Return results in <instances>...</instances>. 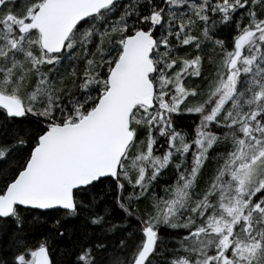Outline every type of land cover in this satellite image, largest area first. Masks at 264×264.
Segmentation results:
<instances>
[{
    "label": "snow or ice",
    "instance_id": "obj_1",
    "mask_svg": "<svg viewBox=\"0 0 264 264\" xmlns=\"http://www.w3.org/2000/svg\"><path fill=\"white\" fill-rule=\"evenodd\" d=\"M0 264H264V0H0Z\"/></svg>",
    "mask_w": 264,
    "mask_h": 264
},
{
    "label": "trees",
    "instance_id": "obj_2",
    "mask_svg": "<svg viewBox=\"0 0 264 264\" xmlns=\"http://www.w3.org/2000/svg\"><path fill=\"white\" fill-rule=\"evenodd\" d=\"M190 119H194V117L185 119L184 123L188 124ZM161 182L163 183L164 181H161ZM168 182H170V180ZM68 224L74 229L76 234H79V232L82 231L80 221L70 219L68 221ZM75 238L76 237L74 235L72 238L64 237V238L57 239L54 245V258L57 260L70 259L67 253L71 251L72 243H73V240H75Z\"/></svg>",
    "mask_w": 264,
    "mask_h": 264
}]
</instances>
